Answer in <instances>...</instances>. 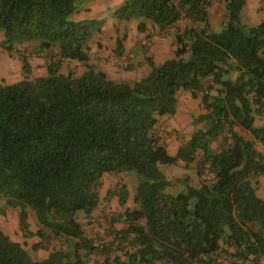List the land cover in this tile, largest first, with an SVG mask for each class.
Wrapping results in <instances>:
<instances>
[{
	"label": "trees",
	"instance_id": "obj_1",
	"mask_svg": "<svg viewBox=\"0 0 264 264\" xmlns=\"http://www.w3.org/2000/svg\"><path fill=\"white\" fill-rule=\"evenodd\" d=\"M89 1L0 0L7 51L31 42H40L43 53L60 48L46 77L30 80L32 66L24 59L26 79L0 82V199L19 211L25 236L32 212L40 238L50 230L67 242L66 249L35 261L0 229V264H88L96 253L106 257L102 264H226L221 251L257 264L264 256V199L257 194L264 127L255 126V116L264 113V22L242 23L246 0H227L220 33L210 25L217 0H128L114 17L139 20L140 32L148 23L165 32L181 19L197 26L176 35L175 58L158 67L150 62L149 75L136 83L115 82L90 66L80 77L62 74L64 61H89L86 45L101 31L100 21L69 19L78 3ZM122 49L119 42L117 53ZM233 72L236 80L225 79ZM180 91L202 93L208 114L194 121L206 128L172 156L157 126L177 113ZM225 132L228 146L213 150ZM199 156V174L208 169L214 178L199 187L186 178L187 192L168 193L171 182L160 165L182 162L190 169ZM126 172L139 177L137 209L125 208L130 192L123 185L119 221L126 228L110 244L121 252L111 258L107 245L98 248L87 236L77 213L91 217L103 176Z\"/></svg>",
	"mask_w": 264,
	"mask_h": 264
},
{
	"label": "crops",
	"instance_id": "obj_2",
	"mask_svg": "<svg viewBox=\"0 0 264 264\" xmlns=\"http://www.w3.org/2000/svg\"><path fill=\"white\" fill-rule=\"evenodd\" d=\"M127 1L128 0H90L84 6V12L80 15V19L77 22L86 21L88 19L86 16H90L92 20H99L101 18H105L107 19V21L104 27L101 28V31L97 33L89 42L87 46L89 61L85 63L86 66H84V70L81 71V73L77 74V77L83 75L86 67L90 66L95 70L104 72L111 80L114 81L121 82L126 80L125 78H123L125 77V75H130L133 78V80H137L139 78H143L149 75L150 62H153L155 65L159 66L160 64L163 65L166 61L175 58L176 50L178 48V43L174 35L164 34L165 32L160 31L157 27L153 26L151 23L148 24L146 31L140 32L138 29V24H139L138 21H132L130 28L120 25L117 22H113L115 21L113 19L112 21H110L111 16L109 15V13L116 11L117 9H119L120 6L125 4ZM214 9L215 8L213 3L209 9L210 14H212V16L214 14L213 12ZM244 10L246 13H250L249 15L250 22H252V24L249 25L250 27L258 26L264 22V0H246V6ZM248 10H250V12H247ZM251 13H254L255 16L252 15ZM226 22L227 21L224 20L223 26H225ZM210 25H211V30L213 32H216V30L214 29L215 26L213 19L210 20ZM106 26L112 31H109ZM163 34L164 37H162ZM147 38H149V42L147 46H143L142 45L143 40ZM119 40L122 41V46H123L121 54L117 53V47H118L117 44ZM33 43H38V42H33ZM54 49H57L58 53L60 52L59 46H55ZM112 55L118 58H129V59L131 58L132 59L131 61L133 63L132 65L134 66H130L129 70H119L113 68V66L109 61V58ZM68 64L71 65L72 67L80 68L81 67L80 64L82 63L79 61H69V60L64 61L61 67V73H63L62 70L64 66ZM114 69H116L117 71ZM34 70L35 68L32 66V71L34 72ZM121 71H126L129 73L125 74V72H121ZM47 75L48 72L46 67L45 69H43V77H46ZM229 76H231L230 80H236L238 77V73L233 72L229 74ZM205 83L209 84V80H207ZM215 94H216L215 92L211 93V95H215ZM207 114H208V110L203 105V97L200 96V93L197 94L196 97L193 96V93L190 91H180L178 93L177 113L172 117H168V116L161 117L158 124V126L165 127L164 129L166 130V132L161 138L169 154H171L172 156H177L180 147L184 143H187L192 139V136L196 130L206 128V123L195 125L194 121L195 119L201 117L202 115H207ZM261 118H263L264 120V113H262L261 115L257 114L255 116V126L264 127V123L263 124L259 123V119ZM236 131L245 136V134L240 128H236ZM211 147L213 150L217 151L215 149V142L211 144ZM257 149L260 152H264L263 146L259 143L257 145ZM200 160L201 158L199 156L197 162H195L190 169H186L185 164L182 162L176 164L180 166L184 171L182 177H177L178 178L177 180H185L186 178H188L190 184L195 187H199L201 183L206 180L208 175H209L208 179L212 180L214 176L209 172L208 169L204 171L203 175L199 174ZM171 178L172 179H168V180L169 181L174 180L175 176L172 175ZM257 194L260 198L264 199V175L258 179ZM134 195H135L134 193L131 194V196L133 197V201H134ZM129 202L130 199L128 200V203L125 208L137 209V206L135 204L134 207H132L130 206ZM9 210L10 209L7 208L5 212L8 214L10 212ZM96 211L97 209L92 213L91 217L96 215ZM86 217L87 216L85 215V217L82 220L78 219L82 225H83V220ZM18 221L20 224V220ZM2 222L3 220L2 218H0V224H2ZM29 223H30L29 224L30 235L28 237L24 236V234L20 230V226H19V232L15 233L13 235L14 237H12L11 235L9 236L13 241L22 244L27 250L33 248L35 244H39L41 242L39 236L37 235L38 231L40 230V227L37 226V224L35 223H33L32 225L30 221ZM224 248L227 249L226 247ZM37 250L38 253H40V256H44V257L49 256L50 253L52 252V251L45 252L43 250L42 245ZM233 251L234 249L231 248L230 252ZM157 264H161V263H157Z\"/></svg>",
	"mask_w": 264,
	"mask_h": 264
},
{
	"label": "rangeland",
	"instance_id": "obj_3",
	"mask_svg": "<svg viewBox=\"0 0 264 264\" xmlns=\"http://www.w3.org/2000/svg\"><path fill=\"white\" fill-rule=\"evenodd\" d=\"M87 3L88 2L80 3V4L78 3L76 12L73 13L69 19L71 21L77 22L80 19V15L84 12V6ZM122 6H120L119 9ZM226 6H227V0H217L214 2V8L215 9L213 11L214 12L213 16H212V14H210V10H209L210 20L213 19L214 26H215L214 29L218 33L222 32V30L225 27V26H223L224 20L225 21L228 20V11H227ZM116 11L110 12L109 15L111 16L110 17L111 19L110 18H108V19H110V21H112V19H113V20H115L113 22H117L120 25H123V26H126L127 28H130L132 21L128 22V21H122V20L116 19L114 17V14L116 13ZM221 12H222V14H221ZM247 12H250V10H248ZM251 12H253V11H251ZM251 14L255 16L254 13H251ZM249 15H250V13H246L245 10L242 12V15H241L242 23L245 25H248V26L252 24V22H250ZM86 17L88 18L87 20H92V18L90 16H86ZM97 21H100L102 23V28H103L107 19L101 18ZM133 21H138L140 23L139 20H133ZM148 24H150V23H148ZM191 25L197 26V24L192 23L188 19H181L180 22L177 23L176 26L174 27L175 30L173 32H169V33L165 32L164 34L174 35L176 37V35L179 32H183L184 29H186V27L191 26ZM138 27H139V24H138ZM107 29L109 31H112L108 27H107ZM129 32H130V30H129ZM164 34L162 37H164ZM91 39L88 41L86 48H87L89 42L91 41ZM4 41H5V33H4V31L0 30V82H2L5 85H12V84L18 83V82L26 79L27 75L25 74L24 68H23L24 67V59H28L29 63L32 64V66L35 68L34 72L32 71V73L28 76L29 79L30 80H36L38 78L43 77V69H45L52 61H55L58 58V54H59L57 52L58 50L54 49V47L58 46V45H55L53 47V49H51L50 51L43 53L40 51V46H41L40 42H38V43L31 42V43L17 44L16 49L13 52H9L3 47ZM119 42L122 43V41H120V40L118 41V43ZM144 42H146L148 44L149 38L143 40L142 45L147 46L146 44H144ZM111 57H114V56L112 55V56H110V58ZM110 58H109V61H110ZM121 59L132 60L131 58L130 59L129 58H121ZM110 63H111V61H110ZM111 65L113 66V68H116L119 70H129V68H130V67L129 68H123L120 66L113 65L112 63H111ZM80 66H81L80 68L79 67H72L71 65L68 64V65L64 66L62 71H63V73H65V75H69L70 73H73L77 77V74L81 73V71L84 70V66H86V64L82 63V64H80ZM131 66H134V65H131ZM155 66H157V65H155ZM116 69H114V70H116ZM86 71H87V67L85 69V72ZM97 71H99V70H97ZM150 71H151V67H150ZM121 72H125V74L129 73L126 71H121ZM78 77H80V76H78ZM230 77L231 76L228 75L225 77V79H227V80L231 79ZM123 78H125L126 80L121 81V82L133 84V83H136V82L142 80L145 77L139 78L137 80H133V78L130 75H125V77H123ZM115 82H119V81H115ZM200 96L203 97V94L201 93ZM259 123L260 124L264 123L263 118L259 119ZM164 128H165L164 126H158L157 127V132H158V135L160 137H163L164 133L166 132V130ZM244 134H245V137L250 138V136L247 133H244ZM229 139H230L229 133L225 132L224 134H222L216 141H214L215 142V149L217 151H220L224 147H227L229 144ZM257 145H258V143H257ZM160 170L167 177V179H172L171 178L172 175L175 176V179L170 181L171 185L167 189L168 193L175 195L178 193L187 192V184L185 183V181L184 180H177L178 179L177 177H182V175L184 174V171L180 166H178V165H160ZM208 176L206 178L207 181H209ZM138 184H139V177H138L136 172H126V173L104 175L102 178L101 184L98 186V190H99L102 202L96 211V215L93 217H89V218L86 217L83 220V227H84V230H85L87 236L91 240H93V242L96 244L97 247L98 246L100 247L102 245H107L106 248H108L110 251L108 255H110L111 258H114V256L121 254V252H119L116 249V246L111 247L110 244L115 241V238H116L118 232L126 228L125 223L123 221L118 222L120 219V216L125 212V208L121 207L119 204L120 190H121L123 185H126L128 187V190L130 192L129 204H130V206L134 207V201H133V197L131 196V194H133V193L135 194ZM7 208L10 209L9 210L10 212L8 214L5 212ZM18 212L19 211L17 209H14V208L7 206L5 199H0V218H2V220H3L2 224H0L1 225L0 229L8 236L11 235L12 237H14L13 235L15 233L19 232L20 224H19L18 220H20V216L18 215ZM85 215H86L85 212H82V211L78 212L77 218L82 220L85 217ZM29 221L31 222L32 225H33V223L37 224L35 215L32 212H30V214H29L28 223H29ZM37 226H39V225L37 224ZM28 236H25V237H28ZM40 241L41 242L39 244L42 245L43 250L45 252H51V251L53 252L56 250L67 248V242L63 238L56 237L50 230H47L46 237L40 238ZM35 245H37V244H35ZM100 249L102 250V248H100ZM27 251L29 252L31 258L35 261H44L45 259H47L49 257V256H45V257L40 256V253H38V250L34 249V248H31ZM105 259H106V257H104L103 255H101L99 253H96L88 259V264H102L103 261H105ZM251 260L252 259L246 261L247 264H253L252 263L253 261H251ZM225 263L226 264H232L230 262H225Z\"/></svg>",
	"mask_w": 264,
	"mask_h": 264
},
{
	"label": "built area",
	"instance_id": "obj_4",
	"mask_svg": "<svg viewBox=\"0 0 264 264\" xmlns=\"http://www.w3.org/2000/svg\"><path fill=\"white\" fill-rule=\"evenodd\" d=\"M179 23V22H178ZM177 24V23H176ZM175 25H173L171 28H169L168 30H166L165 32L169 33V32H173L175 30ZM144 44L147 45L146 42H144ZM110 61L113 65L116 66H120L123 68H129L133 63L131 60H127V59H121L118 57H111ZM103 248V245L101 246ZM225 250V249H224ZM220 256L223 258V260L225 262H230L232 264H247V262H243L241 259H238L236 257H229L228 255H225L223 251H221ZM257 264H264V256H261L258 261Z\"/></svg>",
	"mask_w": 264,
	"mask_h": 264
}]
</instances>
